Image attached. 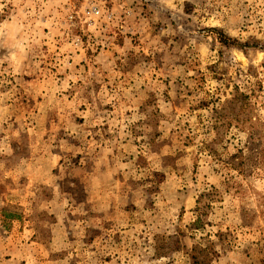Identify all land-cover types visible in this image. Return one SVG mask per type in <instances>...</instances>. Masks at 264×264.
<instances>
[{"label":"rangeland","instance_id":"obj_1","mask_svg":"<svg viewBox=\"0 0 264 264\" xmlns=\"http://www.w3.org/2000/svg\"><path fill=\"white\" fill-rule=\"evenodd\" d=\"M0 264H264V0H0Z\"/></svg>","mask_w":264,"mask_h":264},{"label":"trees","instance_id":"obj_2","mask_svg":"<svg viewBox=\"0 0 264 264\" xmlns=\"http://www.w3.org/2000/svg\"><path fill=\"white\" fill-rule=\"evenodd\" d=\"M220 37L221 38L219 39V41L221 43L226 44L228 42H231L232 45H234L238 48H242V44L238 43L235 39H231V41H228L229 40L228 37H226V35L223 34L222 32L220 34ZM247 98H248V95L238 91V89L235 90V95H234V99H233L235 102H242L244 100L247 101ZM239 107H240V104H239Z\"/></svg>","mask_w":264,"mask_h":264}]
</instances>
